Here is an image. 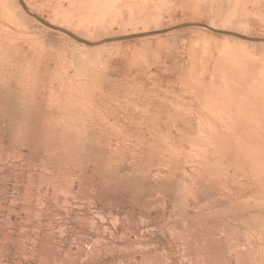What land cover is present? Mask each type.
I'll return each instance as SVG.
<instances>
[{
    "label": "rangeland",
    "instance_id": "obj_1",
    "mask_svg": "<svg viewBox=\"0 0 264 264\" xmlns=\"http://www.w3.org/2000/svg\"><path fill=\"white\" fill-rule=\"evenodd\" d=\"M21 1L264 39V0ZM0 264H264V44L0 0Z\"/></svg>",
    "mask_w": 264,
    "mask_h": 264
},
{
    "label": "water",
    "instance_id": "obj_2",
    "mask_svg": "<svg viewBox=\"0 0 264 264\" xmlns=\"http://www.w3.org/2000/svg\"><path fill=\"white\" fill-rule=\"evenodd\" d=\"M19 1H20L21 5L23 6L25 12L29 16L34 18L37 22H39L41 25H43L44 27L48 28L51 31L64 34L67 37L73 39L74 41L84 45L85 47H89V48L99 47V46H102L104 44L121 43V42H128V41L141 40V39L152 38V37H157V36H163V35L169 34L171 32H175V31H178V30H181V29H185V28H201V29H205V30H207V31H209L211 33L220 35V36L231 37V38H235V39L246 41V42H250V43H258V44L259 43H263L264 44V39H261V38L247 37V36L240 35V34L233 33V32L217 30V29H214V28L209 27L207 25L198 24V23H187V24L171 27V28L164 29V30H158V31L145 32V33H137V34H130V35L111 37V38L103 39V40H101L100 42H97V43H90V42H88L86 40L80 39L75 34L69 32L67 30L52 26V25L44 22L43 20H41L36 15H33V14L29 13L26 10V8L23 5V3L21 2V0H19Z\"/></svg>",
    "mask_w": 264,
    "mask_h": 264
},
{
    "label": "bare ground",
    "instance_id": "obj_3",
    "mask_svg": "<svg viewBox=\"0 0 264 264\" xmlns=\"http://www.w3.org/2000/svg\"><path fill=\"white\" fill-rule=\"evenodd\" d=\"M22 2V1H21ZM24 5V4H23ZM22 6V5H21ZM23 7V6H22ZM24 9V8H23ZM27 10V9H26ZM25 11V10H24ZM28 11V10H27ZM29 12V11H28Z\"/></svg>",
    "mask_w": 264,
    "mask_h": 264
}]
</instances>
